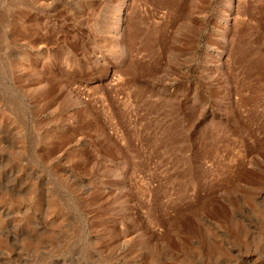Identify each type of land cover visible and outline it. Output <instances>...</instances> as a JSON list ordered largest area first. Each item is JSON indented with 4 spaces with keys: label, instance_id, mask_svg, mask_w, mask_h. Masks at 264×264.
Returning <instances> with one entry per match:
<instances>
[{
    "label": "rangeland",
    "instance_id": "obj_1",
    "mask_svg": "<svg viewBox=\"0 0 264 264\" xmlns=\"http://www.w3.org/2000/svg\"><path fill=\"white\" fill-rule=\"evenodd\" d=\"M0 264H264V0H0Z\"/></svg>",
    "mask_w": 264,
    "mask_h": 264
},
{
    "label": "bare ground",
    "instance_id": "obj_2",
    "mask_svg": "<svg viewBox=\"0 0 264 264\" xmlns=\"http://www.w3.org/2000/svg\"><path fill=\"white\" fill-rule=\"evenodd\" d=\"M119 16V15H118Z\"/></svg>",
    "mask_w": 264,
    "mask_h": 264
}]
</instances>
